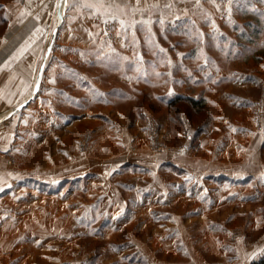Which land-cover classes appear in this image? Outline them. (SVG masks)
<instances>
[{
  "label": "rangeland",
  "instance_id": "rangeland-1",
  "mask_svg": "<svg viewBox=\"0 0 264 264\" xmlns=\"http://www.w3.org/2000/svg\"><path fill=\"white\" fill-rule=\"evenodd\" d=\"M26 1L0 0V264L264 258V183L200 166L264 147V0Z\"/></svg>",
  "mask_w": 264,
  "mask_h": 264
},
{
  "label": "crops",
  "instance_id": "crops-1",
  "mask_svg": "<svg viewBox=\"0 0 264 264\" xmlns=\"http://www.w3.org/2000/svg\"><path fill=\"white\" fill-rule=\"evenodd\" d=\"M32 1L33 0H27L26 1L27 2V5H26V3H24L22 5L19 4L17 6L20 7L19 9H22V13L24 14V11L26 10V8H29L30 9L33 6V2ZM4 6H5V8H7V18L10 21L11 18H9V16H10L11 12H9L8 9L10 7H13V4H10L8 2L6 5L3 4L2 7H4ZM19 14H20V10H19ZM28 16L30 17L31 20L30 19L25 20V22L23 24L37 23L36 17L33 14H31V12L29 13ZM12 20H15V18H12ZM76 31H79V30H76ZM58 33H59V31L57 32V34ZM12 37H14V35ZM4 47H5L6 51H4L3 53L2 52L0 53V55L2 54L1 55L2 58L0 57V72H2V74L0 75V87L1 86H3V87H6L7 86L6 84L1 83V78L5 75L6 72L10 71L9 70V67L7 65V63H8L7 59L11 55V51H9L7 49L8 46H4ZM29 70H31V68ZM25 84H27V83H24V85ZM2 93H4V92L2 91ZM27 99H29V98H27ZM9 112L6 113V115H8ZM232 128H234V127H232ZM6 130L7 129H3L2 131H6ZM254 131H256V129ZM262 138L264 140V135L261 137V139ZM263 144H264V141L262 142V146H263ZM218 148L219 147H216V150H218ZM219 151H220V148H219ZM221 151H223V152L224 151L225 152H230V153H228L230 155V156L228 155V160L225 159V158H227V156H225V158H222V159L220 158V159H218V160H216L214 162L213 161H210V162L207 161L203 165H202V163H200L201 168H203V172L202 173H204L206 175H215V176H219L220 174H222V175L225 174L226 176H231V177H233L235 179L236 178L237 179L238 178H241V179L249 178L250 180L264 183V158L263 157L260 158V155H262L261 152L264 151V147H222ZM230 157L232 159L231 162L229 161ZM256 158H258V159H256ZM207 160H208V158H207ZM229 167H231L232 170H229L230 169ZM227 168H229V169H227ZM204 177H206V176H204ZM29 194H27V193L24 194V203H25V205L29 206V208L27 209V211L29 213H31V211L29 209H31V206H30L31 203H30V201L32 199V196H31L32 193H31V195H29ZM39 198L41 199L42 197H39ZM168 198H170L169 195H168ZM184 198L191 200L190 199L191 198V193L190 194L189 193H185L184 194ZM175 200H176V198H175ZM2 211H3L2 213L4 214L3 216H7L8 217L10 214L13 215L15 213V207L12 206L11 208L8 207L7 209H4L3 208ZM27 211H26V207H25V213L29 214ZM180 212H181V210H180ZM169 215L170 216H179V218H181L180 217V213H177V214L176 213L175 214L174 213H169ZM194 216H192V217H194ZM12 226H14V224H10V225L7 224V231H8V233H9V229L10 228L13 229ZM189 229H190V225L189 224L187 225V224L184 223V221L183 222H180L179 221L178 223H175V224L166 226V229H163L162 230V231H165L166 230V231L169 232V234L166 235V238L164 237V240H160V242L162 241L161 242V244H162L161 247L165 250V251H163L164 252L163 256L169 257L170 256L169 254H176L177 253L176 252V249L179 246H183V248L184 247L185 248L187 247V249L189 247H191L189 249H192V247L195 246L196 243L193 242L194 240H192V239L190 240L189 239V236L187 234L189 232ZM175 232H181L182 235H183L182 236L183 239L181 241H179L180 243H177V241H176V239L174 237L175 235H173V234L171 235L170 234V233H175ZM3 238L0 237V247H3V248L8 247V248H11V247H14L15 246V240H14V237L13 236H12V239H10V235H8V239L7 240L4 239V241L2 240ZM153 244L155 246V244H158V243L155 240V241L152 242V245ZM205 261L206 260H204L202 257H200V255H198L197 253L196 254L194 253L193 255H191L186 260H183V259H181V260H175L174 259L173 262L169 261L168 259H166V262L164 260L163 261H160L158 259H153V263L154 264H205ZM233 263H235V262L233 261ZM239 264H241V263H239Z\"/></svg>",
  "mask_w": 264,
  "mask_h": 264
},
{
  "label": "water",
  "instance_id": "water-1",
  "mask_svg": "<svg viewBox=\"0 0 264 264\" xmlns=\"http://www.w3.org/2000/svg\"><path fill=\"white\" fill-rule=\"evenodd\" d=\"M57 32H58V29H56V30L54 31L53 38H52V41H51V47H50V49L52 48V45H53V43H54V41H55V38H56ZM50 49H49V51H50ZM44 68H45V62L43 63V65H42V67H41V69H40L39 79L41 78V75H42V73H43V71H44ZM31 100H32V98H29V99H27L25 102H23L21 105H19V106H17L16 108L12 109V110L9 112L8 116H9V117H12V116H14L15 114L19 113L20 111H22V110H23V109H24V108H25V107L31 102Z\"/></svg>",
  "mask_w": 264,
  "mask_h": 264
},
{
  "label": "trees",
  "instance_id": "trees-1",
  "mask_svg": "<svg viewBox=\"0 0 264 264\" xmlns=\"http://www.w3.org/2000/svg\"><path fill=\"white\" fill-rule=\"evenodd\" d=\"M188 100H189L192 107L201 109V107H202V101L201 100H195L193 98H190ZM200 105H201V107H199ZM252 264H264V258H262L261 260H259L257 262H253Z\"/></svg>",
  "mask_w": 264,
  "mask_h": 264
}]
</instances>
